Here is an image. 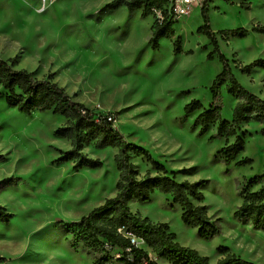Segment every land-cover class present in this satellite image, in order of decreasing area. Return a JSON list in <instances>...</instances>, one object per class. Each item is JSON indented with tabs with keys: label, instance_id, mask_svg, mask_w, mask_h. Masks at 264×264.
Listing matches in <instances>:
<instances>
[{
	"label": "rangeland",
	"instance_id": "obj_1",
	"mask_svg": "<svg viewBox=\"0 0 264 264\" xmlns=\"http://www.w3.org/2000/svg\"><path fill=\"white\" fill-rule=\"evenodd\" d=\"M110 1L53 0L45 5L42 0H0V57L14 58L16 68L36 78L52 77L96 114L113 113L125 139L148 150L177 181L205 180L201 204L211 219H221V231L210 240L198 237L197 229L181 221L180 207L171 206V197L159 191L147 203L133 200L132 212L167 223L181 245L210 262L220 257L216 248L225 246L245 260L264 264V230L233 217L242 202L238 182L264 174V123L241 125L246 144L239 158L249 157L252 163L235 167L218 159L226 140H208L216 127L198 136L190 130L197 113L184 116L183 106L190 100L204 106L210 101L208 87L222 66L217 58H207L213 46L196 32L202 0L173 24L174 35L181 37L180 53L173 51L174 37L160 38L156 49L150 46L155 17L142 18L139 10L125 6L108 9ZM240 1L211 0L213 31L264 24V0H245L251 2L249 10L240 8ZM217 38L232 71H239L235 62L264 59V34L251 32L227 42ZM256 68L262 67L252 71ZM255 75L256 86L248 90L264 99V68ZM239 82L247 83L243 78ZM223 91L221 115L229 117L231 99ZM4 94L0 86V154L6 157L0 162V205L13 217L9 223L0 222V264H92L81 249L69 248L57 221L78 220L116 194L117 149L85 147L89 157L102 162L98 168L74 171L70 161L57 163L58 150L69 148L68 141L54 136L64 118L50 112L27 115L9 107ZM131 161L139 176L154 174L143 157L132 156ZM32 233L43 239L38 254L28 241Z\"/></svg>",
	"mask_w": 264,
	"mask_h": 264
},
{
	"label": "trees",
	"instance_id": "obj_2",
	"mask_svg": "<svg viewBox=\"0 0 264 264\" xmlns=\"http://www.w3.org/2000/svg\"><path fill=\"white\" fill-rule=\"evenodd\" d=\"M223 1L234 3V0ZM210 2L211 0H202L200 4L202 22L196 32L205 35L213 46L207 53V58H217L222 67L208 87V107L200 100L192 99L183 106V111L186 117L197 113L190 130L198 136L207 135L215 126L216 131L208 136V140L226 139L225 145L217 151L219 161L225 165L233 162L235 167H241L251 164L252 159L239 158L246 144L244 133L239 132L240 127L250 122L264 123V99L249 91L236 79L229 59L219 48L217 36L227 42L233 37H246L251 32L264 34V24L255 23L249 28L213 31L209 18ZM168 3L169 0H111L106 8L125 6L131 11L139 10L142 18L152 15L155 20L150 27V46L156 49L160 38L174 37L173 51L180 53L181 37L174 35L173 24L176 19L168 10ZM238 5L249 10L251 2L241 0ZM203 48L206 49V46ZM235 64L242 74L250 75L255 66L264 68V59L244 65L239 62ZM0 86L5 91L4 100L9 107H15L27 115L33 112H50L64 118V122L55 129L54 136L67 140L70 146L67 150H58L60 155L56 159L57 163L70 161L74 171L83 167L98 168L102 166V162L89 157L84 148L92 146L94 149H103L112 146L117 149L113 156L119 173L115 185L116 194L106 198L78 220L57 221V225L67 236L66 243L70 249L75 252L81 249L91 258L92 264H158V259L170 264H254L232 253L225 246L216 248L220 257L215 262H210L207 256L199 254L197 250L181 245L167 223L153 222L148 217L131 211V201L147 203L151 195L159 191L171 197V206L180 207L181 221L188 227L196 228L198 237L210 240L221 231V219H211L206 205L201 204L204 199L201 188L206 181H177L174 172L168 171L148 150L125 139L115 126L113 113L96 114L82 102L74 100L52 77L36 78L32 72L16 68L14 58L0 57ZM223 88L236 99L230 120L221 115ZM261 133L264 134V128ZM230 137H233L232 142L227 140ZM132 156L143 157L153 168L154 174L146 172L139 176L131 161ZM5 159L4 154H0V162ZM256 186L257 189L253 190ZM238 193L242 202L234 210L233 217L238 221L247 220L253 227L264 230V174L238 182ZM12 217L13 214L0 205V222L9 223ZM115 249L118 250L117 254H113Z\"/></svg>",
	"mask_w": 264,
	"mask_h": 264
},
{
	"label": "built area",
	"instance_id": "obj_3",
	"mask_svg": "<svg viewBox=\"0 0 264 264\" xmlns=\"http://www.w3.org/2000/svg\"><path fill=\"white\" fill-rule=\"evenodd\" d=\"M53 0H42L43 4L50 3ZM200 0H169L168 10L172 13L173 18L178 20L189 14L194 5H198ZM158 13V11H157ZM120 231V230H118Z\"/></svg>",
	"mask_w": 264,
	"mask_h": 264
},
{
	"label": "crops",
	"instance_id": "obj_4",
	"mask_svg": "<svg viewBox=\"0 0 264 264\" xmlns=\"http://www.w3.org/2000/svg\"><path fill=\"white\" fill-rule=\"evenodd\" d=\"M211 6L212 5H210L209 4V13H210V8H211ZM199 21L201 22V18H200V15H199ZM199 26V25H198ZM219 41V40H218ZM222 67V66H221ZM261 69L262 68H256V69H254L253 71H252V73L250 74V75H246V74H242V73H240L239 71H236V70H233V73H234V75H235V77H236V79L239 81V79H241V78H243V79H246V81H247V83H241L245 88H247V89H250V86H256V85H254V78H255V73H258V72H261ZM221 70V69H220ZM219 70V71H220ZM218 71V72H219ZM252 92V91H251ZM223 93H224V95H226V98L227 99H231V103H230V105H229V107L231 108V109H233V107H234V105H235V103H236V99H234L233 97L232 98H230V95L229 94H227L225 91H223ZM254 93V92H253ZM256 94V93H255ZM259 96V95H258ZM209 100H208V102H207V104H206V107H208V105H209ZM231 116H232V112H231ZM231 116H222L223 118H225V119H228V120H230L231 119ZM251 123V122H250ZM249 123H246V124H244V125H248ZM213 127H215V126H213ZM222 139H225V138H222ZM228 139H230L229 140V142H232L233 141V137H230V138H228ZM226 140V139H225ZM65 141H67V140H65ZM70 146V145H69ZM68 148H66V150H67ZM231 251V250H230ZM234 254H236V253H234ZM236 255H238V254H236ZM240 255V254H239Z\"/></svg>",
	"mask_w": 264,
	"mask_h": 264
},
{
	"label": "bare ground",
	"instance_id": "obj_5",
	"mask_svg": "<svg viewBox=\"0 0 264 264\" xmlns=\"http://www.w3.org/2000/svg\"><path fill=\"white\" fill-rule=\"evenodd\" d=\"M132 202V201H131ZM130 202V203H131ZM130 203H129V206H130ZM188 227V226H187ZM196 229V228H195ZM34 233L30 234L29 238H28V241L30 244H32V248L34 249V253L35 254H38V249L42 247V242L41 240L43 239H40L39 237H36L33 236ZM42 253V251L40 252ZM25 259V257H23V260Z\"/></svg>",
	"mask_w": 264,
	"mask_h": 264
}]
</instances>
